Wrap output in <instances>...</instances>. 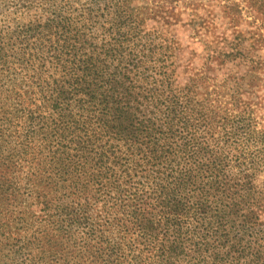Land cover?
<instances>
[{
  "label": "trees",
  "instance_id": "trees-1",
  "mask_svg": "<svg viewBox=\"0 0 264 264\" xmlns=\"http://www.w3.org/2000/svg\"><path fill=\"white\" fill-rule=\"evenodd\" d=\"M180 2L0 0V264H264V130L179 77Z\"/></svg>",
  "mask_w": 264,
  "mask_h": 264
},
{
  "label": "rangeland",
  "instance_id": "rangeland-1",
  "mask_svg": "<svg viewBox=\"0 0 264 264\" xmlns=\"http://www.w3.org/2000/svg\"><path fill=\"white\" fill-rule=\"evenodd\" d=\"M165 26L177 39L171 60L181 78L237 85L238 101L227 106L247 113L264 130V0H186ZM141 10L146 3L140 2ZM180 7V8H179ZM204 88V87H203ZM218 95L222 104L228 99ZM204 96V95H203ZM264 184V173L260 177Z\"/></svg>",
  "mask_w": 264,
  "mask_h": 264
}]
</instances>
